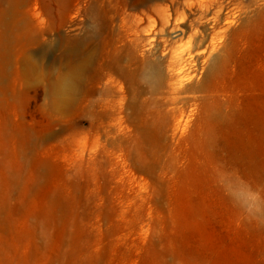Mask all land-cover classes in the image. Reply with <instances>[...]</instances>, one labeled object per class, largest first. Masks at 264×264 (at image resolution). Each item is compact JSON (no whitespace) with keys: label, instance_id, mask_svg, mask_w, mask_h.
Listing matches in <instances>:
<instances>
[{"label":"rangeland","instance_id":"rangeland-1","mask_svg":"<svg viewBox=\"0 0 264 264\" xmlns=\"http://www.w3.org/2000/svg\"><path fill=\"white\" fill-rule=\"evenodd\" d=\"M90 2L0 0V264H264V0L219 67L194 58L176 94L166 63L129 114L81 91V47L145 16Z\"/></svg>","mask_w":264,"mask_h":264},{"label":"bare ground","instance_id":"bare-ground-1","mask_svg":"<svg viewBox=\"0 0 264 264\" xmlns=\"http://www.w3.org/2000/svg\"><path fill=\"white\" fill-rule=\"evenodd\" d=\"M123 2L126 8L139 11L145 17L148 13L156 14L162 28L149 37L150 32L141 29L145 17H135V23L128 27L126 17L117 22L111 16L110 31L106 35L101 31L96 32L88 38L89 43L81 47V91L84 85L95 88V107L100 113L114 110L117 105L122 113L136 112L138 102L149 87L156 88L161 84L166 63L171 76L176 66H179V80L174 84L173 91L180 94L176 86L192 78L190 61L194 58H205L214 67H219L226 55L227 37L238 30L235 26L241 27L250 22L260 5V0H250L251 11L246 13L237 0ZM91 7H96L101 17L112 11L111 0H91L90 6L85 8L86 11H92ZM223 10H226L225 14ZM129 16L131 15L128 14L127 17ZM170 28V34L177 31L187 33L191 45L180 52L177 50L167 54L168 39L160 36L167 34ZM145 40L148 42L140 48L139 44ZM199 44H205L204 54L193 57L191 46Z\"/></svg>","mask_w":264,"mask_h":264}]
</instances>
